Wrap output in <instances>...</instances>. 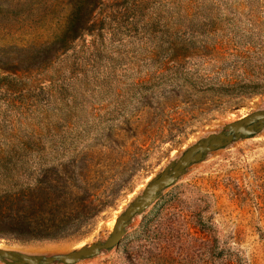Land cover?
<instances>
[{"label": "rangeland", "instance_id": "374dc122", "mask_svg": "<svg viewBox=\"0 0 264 264\" xmlns=\"http://www.w3.org/2000/svg\"><path fill=\"white\" fill-rule=\"evenodd\" d=\"M253 113L264 0H0V221L68 208L71 227L0 230V250L46 264L104 244L149 184L224 134L114 248L74 264H264V123L226 129Z\"/></svg>", "mask_w": 264, "mask_h": 264}, {"label": "water", "instance_id": "95a60500", "mask_svg": "<svg viewBox=\"0 0 264 264\" xmlns=\"http://www.w3.org/2000/svg\"><path fill=\"white\" fill-rule=\"evenodd\" d=\"M264 123V115L253 113L242 120L229 124L226 129L236 137L248 138L254 135L255 129ZM228 139L224 134L217 137H211L202 141L186 151L176 162L173 169L169 172L162 173L155 181L149 184L143 192V195L136 203L128 207L123 215L119 216L111 236L102 245H90L75 252L59 255L55 259L46 258L45 263L50 264L57 260L61 264H74L80 259L95 256L100 250H110L114 248L122 238L123 230L128 221L137 214L148 208L166 188L170 187L190 165L202 160L204 153H210L223 147L224 141ZM4 259L9 264H39L38 259L27 255H19V259L13 254L0 250V260Z\"/></svg>", "mask_w": 264, "mask_h": 264}, {"label": "trees", "instance_id": "16d2710c", "mask_svg": "<svg viewBox=\"0 0 264 264\" xmlns=\"http://www.w3.org/2000/svg\"><path fill=\"white\" fill-rule=\"evenodd\" d=\"M69 211L68 208L50 209L47 212L39 211L38 214L28 216L20 210H15L2 217L0 230L2 234L22 239H54L71 228L64 219Z\"/></svg>", "mask_w": 264, "mask_h": 264}, {"label": "bare ground", "instance_id": "6f19581e", "mask_svg": "<svg viewBox=\"0 0 264 264\" xmlns=\"http://www.w3.org/2000/svg\"><path fill=\"white\" fill-rule=\"evenodd\" d=\"M81 246V245H80ZM80 249H82V248H80Z\"/></svg>", "mask_w": 264, "mask_h": 264}]
</instances>
